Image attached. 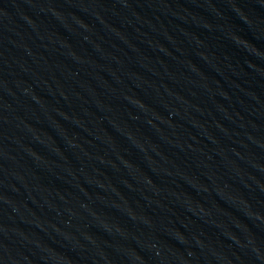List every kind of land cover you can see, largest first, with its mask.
Returning a JSON list of instances; mask_svg holds the SVG:
<instances>
[{"label": "water", "instance_id": "1", "mask_svg": "<svg viewBox=\"0 0 264 264\" xmlns=\"http://www.w3.org/2000/svg\"><path fill=\"white\" fill-rule=\"evenodd\" d=\"M0 264H264V0H0Z\"/></svg>", "mask_w": 264, "mask_h": 264}]
</instances>
